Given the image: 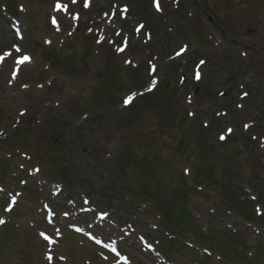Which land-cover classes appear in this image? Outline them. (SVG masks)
<instances>
[{
    "label": "rangeland",
    "instance_id": "obj_1",
    "mask_svg": "<svg viewBox=\"0 0 264 264\" xmlns=\"http://www.w3.org/2000/svg\"><path fill=\"white\" fill-rule=\"evenodd\" d=\"M144 1L127 30V2L88 0L107 10L88 28L97 11L71 0H59L67 10L58 0H0V53L13 52L0 62V264H264V206L247 220L222 192L231 179L243 196H264V53L220 42L190 3L168 30L151 26L147 41L150 24L136 30L153 12ZM240 1L210 10L234 36L264 45V0ZM16 45L31 62L13 77ZM143 85L166 89L127 109ZM7 133L15 136L3 144ZM186 214L197 227L177 225Z\"/></svg>",
    "mask_w": 264,
    "mask_h": 264
},
{
    "label": "snow or ice",
    "instance_id": "obj_2",
    "mask_svg": "<svg viewBox=\"0 0 264 264\" xmlns=\"http://www.w3.org/2000/svg\"><path fill=\"white\" fill-rule=\"evenodd\" d=\"M71 2H72V3H76V0H71ZM153 3H154V7L156 8L157 11H161V10H162V9H161V5H160V0H153ZM84 6H85V7H88V6H89V2H88V0H86ZM67 7H68V5H66V4H61V3H59V0H58V2H57V4H56V9H57V10H61V9L67 10ZM126 10H127V9L125 8L124 11H126ZM106 15H107V14H106ZM75 18H78V15H77L76 17H74V19H75ZM52 22H53V23H56V19L53 18V21H52ZM141 28H143V25H140L136 30L139 31ZM116 34H117V35H120L119 32H117ZM101 39H103L102 36H101ZM124 44H125V46L127 45V39H126V38H125V40H124ZM14 50H15V52L18 53V54H20V53L22 52V50L20 49V47H19L18 45L14 46ZM117 51H121V52H122V51H124V48H123V47L118 48ZM186 51H187L186 46H185V47H182V48L180 49V51L176 53V55H177V56H180V55L184 54ZM12 55H13L12 50H7V51H4L3 53H0V62H4L7 58L11 57ZM27 62H31V57H30L29 55H27V54H20V55H18V56L16 57V60H15V70L13 71V77H15V76L18 74V72H19L20 69H21V66L24 65V64L27 63ZM126 63H130V61H126ZM204 63H205V61H203V60L200 61V65H203ZM151 71H152L153 73L156 71V66H155V65H152V66H151ZM195 78H196V79H200V78H201L199 72H196V74H195ZM155 83H156V81L153 80L151 87H154V86H155ZM136 95H139V93H132L130 96H128V97L125 98L124 103H125L126 105H127V104H130ZM244 95L247 96V93H244ZM190 115H191V113H190ZM247 127H249V125H245V128H247ZM232 131H233V130H232L231 128L228 129V133H229V134H230ZM219 139H220V140H224V139H226V136L221 135V136L219 137ZM37 171H38V170H37ZM0 191H3V189L0 188ZM9 200H10V205H9L8 208H6V211H10V210H11V207L15 205V203H16V197H15L14 195H13V196H10V197H9ZM85 203H88V202L85 201ZM45 207H47V205H46ZM83 210L91 211L92 209H83ZM63 215H64L65 217H67V216H68V212H65ZM107 215H108V214H107L106 212L99 213V219L103 220L104 218L107 217ZM3 223H5V221L2 220V219H0V224H3ZM80 231H82V229H80ZM57 232H59V230H57ZM41 235H43L44 238H45L46 240L51 239V237L47 236V235L44 234V233H41ZM93 239H95V237H93ZM97 242L100 243L101 241H97ZM105 246L108 247V248H110L111 251H113V252H116V251H117V249H116V242H115V241H111V243L106 244ZM48 259H49V261H51V260H52V256L49 255V256H48ZM60 259L63 260V259H65V258H64L63 256H61ZM125 259H126V258H125Z\"/></svg>",
    "mask_w": 264,
    "mask_h": 264
},
{
    "label": "trees",
    "instance_id": "obj_3",
    "mask_svg": "<svg viewBox=\"0 0 264 264\" xmlns=\"http://www.w3.org/2000/svg\"><path fill=\"white\" fill-rule=\"evenodd\" d=\"M133 71L135 72L136 71V69H134L133 68ZM175 84V83H174ZM167 87H168V84L166 85ZM166 86L165 87H161L158 91H156V95H154V94H147V95H144V96H140L138 99H141V101L140 102H142V103H146V102H148V101H150V100H152L153 98H155L158 94H160L161 92H163L165 89H166ZM148 95H150V96H148ZM137 99V100H138ZM136 100V101H137ZM136 105H138V104H136V102L134 103V105H132L131 107H130V109L131 110H133L134 112H136L134 109L136 108ZM213 126L215 127L216 126V124L215 123H213ZM247 145H248V143H246L245 142V144H244V146H246V148L248 149V147H247ZM251 150V149H250ZM252 153V150L250 151V153L249 154H251ZM182 176H183V174H182ZM229 180V179H228ZM228 180H225V181H222V187H223V189H224V191H222L223 192V195H226V196H224L225 198H226V200L228 201V202H230V206H232V208H233V210L236 212V210L238 211V212H236L238 215H240V216H242L243 218H245V219H247V220H250V214H248V211L251 213V208H252V211H253V207H254V204H252V201L249 199V198H247V197H245V196H243L244 195V191H243V188H242V186H239V192H237V190L236 189H238V188H236V187H234V184L233 185H231V182H232V180L230 179L229 181ZM231 181V182H230ZM208 186H209V188L210 189H212V188H214V186H213V183H212V181H209L208 182ZM224 185V186H223ZM236 188V189H235ZM217 192H221V190H217ZM260 199H261V203H262V205L264 206V196L262 195V196H260ZM173 208H172V210H170L169 212H168V214H171V213H173ZM177 211V210H176ZM229 211H231V210H229ZM179 215L180 214H178V217H179ZM186 215H188V214H186ZM190 215V214H189ZM186 216V217H184L182 220L180 219V218H177V225H179V224H181V223H186V224H188V225H190V226H192V227H197V225L196 224H194L193 223V216ZM252 215V214H251ZM183 217V216H182ZM264 219V218H263ZM181 222V223H180ZM177 241V236H175L174 238H171V239H169V242H170V244L171 245H174L175 243H177L176 242ZM242 243V242H241ZM177 244H179V243H177ZM172 250L170 249V250H168L166 253H170ZM247 256V255H246Z\"/></svg>",
    "mask_w": 264,
    "mask_h": 264
},
{
    "label": "flooded vegetation",
    "instance_id": "obj_4",
    "mask_svg": "<svg viewBox=\"0 0 264 264\" xmlns=\"http://www.w3.org/2000/svg\"><path fill=\"white\" fill-rule=\"evenodd\" d=\"M221 1H223L224 3H231L234 0H201L202 3H204L205 5H207L208 7L212 8L215 5H218V3H220Z\"/></svg>",
    "mask_w": 264,
    "mask_h": 264
},
{
    "label": "water",
    "instance_id": "obj_5",
    "mask_svg": "<svg viewBox=\"0 0 264 264\" xmlns=\"http://www.w3.org/2000/svg\"><path fill=\"white\" fill-rule=\"evenodd\" d=\"M225 94V93H224Z\"/></svg>",
    "mask_w": 264,
    "mask_h": 264
}]
</instances>
